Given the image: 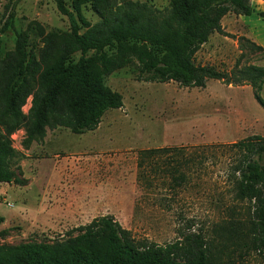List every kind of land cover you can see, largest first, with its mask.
I'll return each mask as SVG.
<instances>
[{
    "label": "rangeland",
    "instance_id": "374dc122",
    "mask_svg": "<svg viewBox=\"0 0 264 264\" xmlns=\"http://www.w3.org/2000/svg\"><path fill=\"white\" fill-rule=\"evenodd\" d=\"M159 14L169 0H131ZM7 0H0V13ZM72 0H65L72 9ZM254 12H228L221 26L195 53V62L234 70L264 65V0H249ZM90 23L99 18L91 4L81 5ZM14 29L28 33L33 48H41L39 24L46 32L70 30L68 17L54 0H16ZM84 30V28L82 29ZM15 32L2 35L1 52L14 48ZM79 56V54H76ZM105 84L122 95L120 108L108 109L94 130L74 133L65 127L46 128L42 141L25 143L23 128L10 137L17 157L10 169L21 184L0 183V244L49 242L92 218L111 214L136 238L159 244L184 233H209L250 218L248 201L235 199L227 172L232 164L231 143L264 135V108L250 85H227L207 79L204 87H185L175 81L136 78L135 64L115 70ZM264 101V85L258 92ZM31 96L22 106L27 113ZM154 148L171 151L145 154ZM235 155V154H234ZM233 155V157H234ZM184 173L174 180L172 170ZM74 231L73 234H76ZM234 234V231L231 232ZM224 236L220 243L229 246ZM218 240V239H217ZM254 252L228 260L262 264Z\"/></svg>",
    "mask_w": 264,
    "mask_h": 264
},
{
    "label": "trees",
    "instance_id": "16d2710c",
    "mask_svg": "<svg viewBox=\"0 0 264 264\" xmlns=\"http://www.w3.org/2000/svg\"><path fill=\"white\" fill-rule=\"evenodd\" d=\"M54 1L68 17L70 30L58 34L35 25L41 48L31 46L25 30L14 29L16 0H7L0 13V183L21 184L10 169L17 157L13 132L23 128L28 143L33 138L42 141L47 127L78 134L96 129L108 109L123 104L122 95L105 84V77L133 64L138 80L175 81L185 87H204L207 79L250 85L264 108L258 94L264 85V65L226 70L195 62L196 51L212 33L228 35L221 26L225 14L254 12L249 0H169L159 14L131 0H72V9L65 0ZM88 2L99 18L94 23L80 12ZM259 13L264 16V11ZM9 29L15 32L14 48L2 53V35ZM29 96L31 105L25 113L22 106ZM229 147L235 155L226 175L235 199L251 203L247 225L239 221L212 229L216 235L184 233L159 244L134 237L105 214L49 242L0 244V264H224L222 256L235 251L241 259L254 252L264 264V135L246 136ZM161 151L171 150H144L139 163L143 155ZM171 172L178 173L174 180L184 179L183 172ZM224 233L230 242L235 237L227 252L229 246L220 243Z\"/></svg>",
    "mask_w": 264,
    "mask_h": 264
}]
</instances>
